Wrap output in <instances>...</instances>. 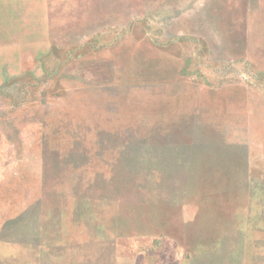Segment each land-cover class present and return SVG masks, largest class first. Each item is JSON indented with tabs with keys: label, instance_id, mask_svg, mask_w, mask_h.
Here are the masks:
<instances>
[{
	"label": "rangeland",
	"instance_id": "374dc122",
	"mask_svg": "<svg viewBox=\"0 0 264 264\" xmlns=\"http://www.w3.org/2000/svg\"><path fill=\"white\" fill-rule=\"evenodd\" d=\"M0 264H264V0H0Z\"/></svg>",
	"mask_w": 264,
	"mask_h": 264
},
{
	"label": "trees",
	"instance_id": "16d2710c",
	"mask_svg": "<svg viewBox=\"0 0 264 264\" xmlns=\"http://www.w3.org/2000/svg\"><path fill=\"white\" fill-rule=\"evenodd\" d=\"M241 49V44L240 43H235L233 45H230L229 47L227 46L226 49L223 50V54L225 55H231V54H236L237 50L239 52V50ZM238 58V59H237ZM237 61H243V58L240 55H237ZM232 59L226 58V59H222V61L220 62V64H225V63H229L232 62Z\"/></svg>",
	"mask_w": 264,
	"mask_h": 264
}]
</instances>
